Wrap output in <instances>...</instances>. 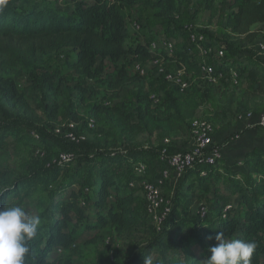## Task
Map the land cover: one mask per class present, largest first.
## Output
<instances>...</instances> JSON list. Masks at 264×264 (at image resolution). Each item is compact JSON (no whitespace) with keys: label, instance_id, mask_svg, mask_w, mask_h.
I'll list each match as a JSON object with an SVG mask.
<instances>
[{"label":"rangeland","instance_id":"rangeland-1","mask_svg":"<svg viewBox=\"0 0 264 264\" xmlns=\"http://www.w3.org/2000/svg\"><path fill=\"white\" fill-rule=\"evenodd\" d=\"M233 1L216 0L212 17L213 8L208 4L184 0L181 12L168 22L149 4L129 6L122 0H18L19 8L41 4L69 14L79 6L114 4L124 17L127 47L143 45L149 50L151 44L160 39L170 38L175 42L172 55L162 50L154 53L160 60L159 66L141 62L145 65V72L141 73L136 67L139 62L130 53L116 61L97 58L96 63L88 67L71 46L44 53L34 41L0 38V175L6 178L4 185L9 182L10 186L20 187L8 198V206L19 205L30 216L39 215V227L45 234L56 219L65 218L64 210L70 218L65 229L70 242L54 249L49 264H129L144 250L147 251L145 256L151 254L148 258L151 264L152 261L206 264L208 255L203 247L206 240L200 227L207 225L223 232V209L231 204L233 208L227 216L238 217L242 186L257 194L264 193V144L257 141L251 153L257 162L251 167L245 159L240 166L227 157L225 161L232 167L227 170L229 174H213L212 170L217 167L214 166L205 184L197 169L186 173V183L183 177L173 176L174 181L169 180L163 190L171 215L159 228L145 207L141 182H138L142 177L135 173V166L139 162L147 164L145 178L154 180L166 165L161 159L162 149L168 147L169 153L180 151L173 148L177 132L142 134L135 140H126L113 124L104 118L96 120L91 114V108L97 104L121 105L138 95L166 98L189 94L180 92L167 78L168 74L182 68L184 53L200 64L206 62L218 67L224 61L228 66L237 65L242 78L254 80L249 69L254 65L257 70L260 66L253 49L254 40L264 38V23L233 31L226 22L236 10L231 8ZM193 33L203 34L205 41H192ZM207 46L217 52L223 50L225 58L221 60L215 54L204 56L201 47ZM10 81L15 83L21 96L17 103L4 97ZM241 84L236 85L230 78L216 84V94L188 120L183 138L192 140V122L201 118L213 122V136L221 127L232 131L220 143H236V134L244 140L247 136L244 130L235 131L230 122L223 119L231 114L235 118L238 114L235 98ZM91 118L95 120L94 127L90 126ZM70 130L84 136V140L74 144L66 140L65 133ZM62 152H71L73 158L59 162ZM110 157L116 158L107 165L115 184L109 187L108 197L101 203L98 169L104 167ZM133 181H137L135 187L131 185ZM4 185L0 184V191ZM117 192H131L135 198V213L141 226L130 238L117 233L109 213ZM200 206L208 210L203 218L198 213ZM152 242H158L154 248H159L153 254L148 249ZM259 264H264V256Z\"/></svg>","mask_w":264,"mask_h":264},{"label":"trees","instance_id":"trees-1","mask_svg":"<svg viewBox=\"0 0 264 264\" xmlns=\"http://www.w3.org/2000/svg\"><path fill=\"white\" fill-rule=\"evenodd\" d=\"M198 1L212 7V17L215 15L214 3L216 0ZM122 2L129 6L149 4L157 9L162 20L168 22L173 21L184 6V0H122ZM17 4L18 0H9L8 6L3 12H0V38H24L34 41L38 49L44 53L71 46L80 53L81 61L88 67H92L97 58H109L116 61L128 53L132 54L138 62L145 63L153 58L150 51L143 45L134 48L126 46L128 31L124 17L114 4H100L97 7L79 6L71 14L41 6V4H34L29 8H19ZM231 8L236 10L226 18V22L228 27L235 32L257 23H264V0L259 2L234 0ZM255 35L253 34V37ZM182 61V65L190 75L192 82L191 89L186 92L189 94L166 98L158 96L157 103L153 98L138 95L133 100L123 101L121 105L97 104L91 108L92 116L96 120L106 119L118 129L126 140L131 141L142 134L153 136L157 132L186 134L188 120L193 118L199 109L207 105L210 98L216 94V86L205 84L200 79L202 75L200 63L191 60L187 53H184ZM249 72L253 77L257 76L254 65L251 66ZM257 83V90L264 93L260 77ZM7 86L8 89L4 94L5 99L14 103L19 102L21 96L18 94L15 83L10 81ZM223 95H226V92H223ZM237 109H239L238 113L247 111L249 104L245 101L237 102ZM253 151L254 149L245 153L244 159L249 167L257 162L251 156ZM114 160L116 158L110 157L106 160L105 166L98 169L100 179L98 192L101 203L107 199L109 187L115 184L114 176L110 174L107 166ZM216 165L194 169H197L200 174L201 170L206 169L208 175L210 168ZM207 175L202 176L204 177L203 183L209 180ZM182 177L183 182L186 183L188 181L187 174L185 173ZM4 180L6 178L0 175V184L4 185ZM7 183L0 191V207L8 206V198L14 196L20 188L17 185L10 186V183ZM241 190L238 217L227 216L226 213L221 219V228L225 240L255 241L257 248L251 258V264H259L261 257L264 256V193L257 194V192L250 191L246 186L244 188L242 186ZM215 191H218L217 188ZM134 202L135 198L131 192L125 194L117 192L109 212L116 224L117 233L125 238L132 237L140 230L141 226V222L135 213ZM63 213L65 218L56 219L48 234H45L39 227L36 238L30 242L33 251L29 257V264H49V258L54 249L60 245L67 246L70 242V236L65 232L70 218L65 210ZM199 230L206 240V244L202 242L205 252L210 255L207 249L217 243L214 237L218 231L207 225L200 227ZM235 230H238L239 234H236ZM150 244L148 249L152 250V254L159 250V248H154L158 242ZM146 253L145 250L140 252L129 264L144 263L145 258L151 256V254L145 256ZM152 264H159V262L152 261Z\"/></svg>","mask_w":264,"mask_h":264},{"label":"built area","instance_id":"built-area-1","mask_svg":"<svg viewBox=\"0 0 264 264\" xmlns=\"http://www.w3.org/2000/svg\"><path fill=\"white\" fill-rule=\"evenodd\" d=\"M137 28H140L139 24H135ZM191 40L196 43H202L205 41L203 34L193 33ZM254 52L260 62L261 68H263L260 74V83L264 90V38L256 39L254 42ZM158 50L165 51L167 54L172 55L175 51V42L172 39H160L151 44L149 49L153 58L148 60L146 63L153 67L159 66L160 60L155 57V52ZM204 56H211L215 54L221 60L225 58L226 53L223 50L215 51L211 46L206 48L201 47ZM224 62V61H223ZM221 62L218 67L215 65L207 64L206 62L200 64L202 75L200 79L209 85L216 86L221 81L232 79L236 85H240L243 81L240 75L239 68L237 65H225ZM137 69L141 72H145V65L141 62L137 63ZM228 67L229 71L225 68ZM167 78L170 82L174 83L180 92H187L191 89L192 82L190 75H188L184 66L180 68L175 74H168ZM157 103L158 99L153 98ZM240 119L248 121V126L257 125L264 128V111L256 113L252 110H247L238 113ZM90 126H95V120L91 118ZM214 124L207 119L196 118L192 122V136L193 144L190 149L184 151H178L175 153H169L168 147H164L161 151V159L167 163V166L161 170V174L154 180L145 178L147 172V164L139 162L135 166V173L141 176L142 179L138 180L143 190V196L145 201V207L148 213L153 217L157 226L160 228L167 220L171 212V208L166 205L163 190L166 183L171 180L173 176L176 178L182 177L189 170L197 167H206L216 165L219 160L222 159L223 151L229 145V142L225 143H214L213 141ZM66 140L74 143H79L84 140V136L77 134L74 130H70L65 133ZM236 140L240 139V135L236 134ZM73 158L71 152H62L58 156L59 162H67ZM201 175H207V170H201ZM137 181H133L132 187H135ZM233 206L227 204L224 209V215L231 211ZM199 216L205 217L208 210L205 206H200Z\"/></svg>","mask_w":264,"mask_h":264},{"label":"clouds","instance_id":"clouds-1","mask_svg":"<svg viewBox=\"0 0 264 264\" xmlns=\"http://www.w3.org/2000/svg\"><path fill=\"white\" fill-rule=\"evenodd\" d=\"M8 3L9 0H0V12ZM40 225L39 215L30 216L19 205L0 207V264H29L33 251L30 242L36 238ZM214 239L217 243L208 247L206 264H251L257 248L255 241L225 240L221 231ZM145 264H151L148 258Z\"/></svg>","mask_w":264,"mask_h":264},{"label":"crops","instance_id":"crops-1","mask_svg":"<svg viewBox=\"0 0 264 264\" xmlns=\"http://www.w3.org/2000/svg\"><path fill=\"white\" fill-rule=\"evenodd\" d=\"M263 68L261 66L257 67V76L254 77V80H248V78H243L242 86L238 89L239 92L237 91V96L235 98V104L237 102H242L245 101V103L249 104V109L247 110H252L256 113L263 112L264 111V93L260 92L257 90V82L260 77V74L262 72ZM246 89V90H244ZM217 90V89H216ZM229 94V93H228ZM231 95V93H230ZM232 96V95H231ZM238 114H236V117L234 118L233 115L231 114L230 116H227L226 118L223 117V119H227L231 126L232 129L235 131L237 130H244V134L247 135L244 140H241L242 138L236 140V143H231L226 147L225 152L223 153V158L222 160L216 165L217 167L213 169L212 171L215 173H225L226 175L229 174V171L232 169L231 166H229L228 162L225 161V158H233V163L237 161V165L243 166V160L245 157V153L252 150L255 145H253L255 142L258 141V143H263L264 144V128H261L255 124L249 125L248 126V121L243 120V119H238L237 118ZM221 123H223L224 126V121L222 120ZM232 132V131H231ZM228 130L219 129L215 131V135L213 136V141L214 143H220L223 142V140L231 133ZM158 133V132H157ZM155 133L154 136L157 134ZM177 139L175 142H173V148L176 150H188L191 148L193 144V138L192 140H186L183 138L182 133H177ZM167 143H170L169 139H165ZM163 163L166 164V162L163 161ZM160 164L161 163H156ZM235 165V164H234ZM235 165V166H237ZM229 170V171H227ZM158 177V176H157ZM155 177L154 179H156ZM229 177H232L229 175ZM210 179V178H209ZM171 182L174 181V177L171 178ZM205 184V183H204ZM195 188V187H194Z\"/></svg>","mask_w":264,"mask_h":264}]
</instances>
